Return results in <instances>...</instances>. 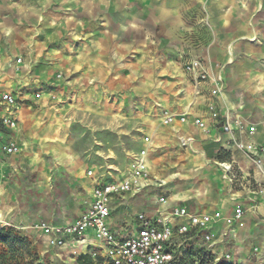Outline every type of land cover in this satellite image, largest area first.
I'll return each instance as SVG.
<instances>
[{
    "label": "crops",
    "instance_id": "0c3cea01",
    "mask_svg": "<svg viewBox=\"0 0 264 264\" xmlns=\"http://www.w3.org/2000/svg\"><path fill=\"white\" fill-rule=\"evenodd\" d=\"M0 50V120L2 95L18 102L17 128L2 137L19 148L2 156L0 222L29 239L36 264H79L81 256L106 264L93 232L60 248L32 226L77 221L95 185L128 177L127 160L145 147L150 185L110 203L108 225L120 239L138 233L140 214L169 218L185 207L231 217L242 207L243 227L222 220L212 227L213 246L198 233L186 244L190 254H179L230 253L237 264H264V197L255 194L264 154L260 169L235 145L264 147V0H0ZM192 60L221 78L222 95L185 72ZM211 105L219 121L234 124L232 135L211 119ZM183 115L186 123L163 124ZM236 121L255 133L238 131ZM220 162L233 166L234 184Z\"/></svg>",
    "mask_w": 264,
    "mask_h": 264
},
{
    "label": "built area",
    "instance_id": "2783aa9c",
    "mask_svg": "<svg viewBox=\"0 0 264 264\" xmlns=\"http://www.w3.org/2000/svg\"><path fill=\"white\" fill-rule=\"evenodd\" d=\"M18 62L20 63L21 60L19 59ZM184 69L187 74L193 76L197 83L207 81L213 83L214 88L211 91L213 97L222 95L221 78L210 76L208 69L200 60H192L186 63ZM1 103L5 108V113L0 120V190L2 188V156H10L19 152L15 142H6L2 137V131H12L17 128V99L10 93H4L1 97ZM209 115L213 121H219L220 116L215 106H209ZM176 121L186 123L187 117L186 115L180 117L167 116L164 119V124L170 125ZM218 123L223 133L229 135L234 133V124L227 118ZM194 124L204 133L210 132L204 120L195 119ZM235 125L238 131H243L246 128L240 121H236ZM246 130L250 135L256 131L255 127H248ZM190 141L191 139L182 140V146L188 145ZM145 143H149L148 138L145 139ZM235 145L240 152L248 156L261 169V155L264 154V147L239 141H235ZM146 157L147 147L140 152L128 177L111 183H97L93 189V201L90 208L74 223L53 225L39 222L35 224V229L47 237L50 246L60 248L65 247L68 240L80 241L88 232H93L96 240L104 248L106 264H237L230 253L214 256L211 252L201 250L192 254L190 258L182 255L190 254L186 244L191 237L198 233L203 234V241L207 246H213L217 238L212 227L223 220L222 214L218 212L212 215H200L189 212L185 207H177L173 209L169 218L150 219L144 214H140L137 217L139 222L138 233L125 239H120L110 229L108 219L111 215V200L117 196L139 191L147 185L150 173ZM218 165L223 172V178L234 184L237 175L233 166L227 162H220ZM88 175L94 177V171L90 170ZM255 194L264 197V185L257 187ZM161 202L167 204L164 199H161ZM244 214V209L237 207L232 220L240 221ZM171 220H181L182 223L174 228L171 226ZM7 227L8 224L0 222V233ZM179 251L182 254H179Z\"/></svg>",
    "mask_w": 264,
    "mask_h": 264
},
{
    "label": "rangeland",
    "instance_id": "374dc122",
    "mask_svg": "<svg viewBox=\"0 0 264 264\" xmlns=\"http://www.w3.org/2000/svg\"><path fill=\"white\" fill-rule=\"evenodd\" d=\"M163 124H164V120H163ZM146 138H148V137L144 138V142H145ZM148 139H149V143L147 144V146H149L151 144L150 138H148ZM142 150H140L138 153L133 155L130 163H129V159L127 160V162H126V165H127L126 166V174H129L131 172L133 165H134V162L136 161V159L138 158V156ZM146 159H148V148H147ZM147 162H148V160H147ZM90 170H93V169H90ZM88 172H87V175H88ZM149 173H150V176H149V179L147 181V185L144 188H142L141 190L147 188L150 185V182L153 180V175L151 173L150 168H149ZM108 176L111 178V176L109 174H108ZM141 190H139V191H141ZM161 199H164L167 202V200L165 198H160V202H161ZM218 213H220V212H218ZM220 214H222V213H220ZM232 219H233V216H231V217L223 216V220H225L224 222L230 227H232V226L243 227L244 226L243 219L240 221H234ZM229 220H231V221L229 222ZM34 226L35 225L32 226V229L41 233V231L35 229ZM0 236H3L5 238L4 241H0V264H36V261L39 260V259H37L36 256L33 255L34 254L33 253V247H32V244L29 242V239L21 237L17 233V231L13 227H11V225L8 224V227L3 231V233ZM37 264H44V263H37Z\"/></svg>",
    "mask_w": 264,
    "mask_h": 264
},
{
    "label": "trees",
    "instance_id": "16d2710c",
    "mask_svg": "<svg viewBox=\"0 0 264 264\" xmlns=\"http://www.w3.org/2000/svg\"><path fill=\"white\" fill-rule=\"evenodd\" d=\"M3 233V232H2ZM0 233V235L2 234ZM5 238L3 236H0V241H4ZM87 260H89V257L88 256H81L79 259H78V263L79 264H87Z\"/></svg>",
    "mask_w": 264,
    "mask_h": 264
}]
</instances>
